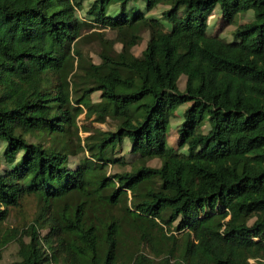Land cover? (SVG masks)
<instances>
[{
  "label": "trees",
  "instance_id": "16d2710c",
  "mask_svg": "<svg viewBox=\"0 0 264 264\" xmlns=\"http://www.w3.org/2000/svg\"><path fill=\"white\" fill-rule=\"evenodd\" d=\"M159 4L168 30L146 15ZM217 5L238 18L229 40L207 30ZM186 103L178 151L167 128ZM81 114L115 130L80 139ZM124 140L138 162L108 174ZM0 141L8 264H264V0H0ZM134 238L162 258L122 253Z\"/></svg>",
  "mask_w": 264,
  "mask_h": 264
},
{
  "label": "rangeland",
  "instance_id": "374dc122",
  "mask_svg": "<svg viewBox=\"0 0 264 264\" xmlns=\"http://www.w3.org/2000/svg\"><path fill=\"white\" fill-rule=\"evenodd\" d=\"M139 5V7L141 9L144 8V3L141 1H138L137 3H135V5ZM169 6L164 5V4H159L157 5L154 9L148 11L146 13V15H148V17H155L158 18L160 20H163V29L164 30H168V28L170 27V24H168L166 22V20H164L162 13L168 9ZM238 18H234L233 21V25L230 24V26H228L226 23H224V21L222 20V16L221 13L219 12V6L217 5L211 15L208 18V26H207V30L210 34H217L219 37L221 38H227L228 40L231 39V34L233 31L234 26L237 27L238 23H237ZM235 23H237L235 25ZM90 31H97L95 28L91 29L89 31H87L86 33H90ZM144 36L148 33L147 31H144ZM142 33V34H143ZM106 34L108 37L113 38L114 32L112 31H106ZM143 42H140L139 44H137L136 46L133 47L134 49V53H138L140 51V49L143 47ZM115 49L120 50L121 45L119 43H116L115 45ZM99 44L96 43V41H94L93 39H90L88 42H85L83 45V50L85 53L89 54L91 56V58L93 59V61L95 63L100 62V59L98 57V48ZM180 86L179 89L182 91L183 90V78L180 79L179 81ZM98 92H94L91 94V100L92 102H96L98 101ZM188 105V103H186L184 106H182L180 108V110H176L174 111V113L171 116L170 119V124L167 128V136L166 139L168 141V145H170L171 147L175 148L178 151H185V148H179L178 146V135H177V130L183 120L182 118V111L185 109V107ZM116 121L113 120L112 118L107 117L105 122L103 123H99L96 122L94 120V116L91 117H85L84 114H81L78 118H77V124L79 126L78 129V136L80 137V139H83L85 136L91 134V133H95L94 129H101V130H109V131H113L115 130L116 127ZM88 129V132H84V128ZM207 126H203V130L206 131ZM4 142L0 141V155L2 153L3 147H4ZM81 145H83V140H76L75 141V146L74 148L71 149V153L69 155V166L70 167H75L78 163V161L86 154L85 151H82ZM117 154L116 156H121L123 155L125 157V162L123 165L120 164H116V165H112V166H108V174H114V173H119V172H123V171H129L134 163L138 162V157L136 155H132L129 152V143L128 140H124L122 146L120 148H118L117 150ZM147 166L150 167H158L160 165V160L158 158H153L150 159L146 162ZM2 169H4V164L2 163L0 165V172L2 171ZM36 210V200L35 198L29 197L23 205L22 210H14L11 213V216L6 220V224L8 226H16V225H20L22 224V221L24 219H28L31 215H33V212ZM175 225V224H173ZM127 228L130 231L131 236L134 237V232L130 229L129 225L127 224ZM47 231L46 228H43L41 230V233L44 234ZM177 238L180 240L182 238L181 233H177L175 232ZM136 238V236H135ZM131 242V241H126V242H121V248H122V253L125 251L130 252V254L132 253H142L147 255L148 257L152 258L155 262H158L162 256H156L154 255L153 251L151 250V248L149 247V245L147 243H139L137 242V239ZM16 245L14 243L9 244L8 246H6L1 254V258H0V264H8L12 261L15 260L16 258Z\"/></svg>",
  "mask_w": 264,
  "mask_h": 264
},
{
  "label": "clouds",
  "instance_id": "9594fccd",
  "mask_svg": "<svg viewBox=\"0 0 264 264\" xmlns=\"http://www.w3.org/2000/svg\"><path fill=\"white\" fill-rule=\"evenodd\" d=\"M183 118V117H182ZM171 119V118H170ZM169 124H170V122H169Z\"/></svg>",
  "mask_w": 264,
  "mask_h": 264
}]
</instances>
